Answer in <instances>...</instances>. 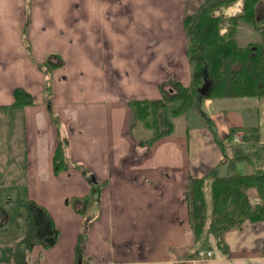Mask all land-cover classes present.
Returning a JSON list of instances; mask_svg holds the SVG:
<instances>
[{
    "label": "crops",
    "instance_id": "obj_1",
    "mask_svg": "<svg viewBox=\"0 0 264 264\" xmlns=\"http://www.w3.org/2000/svg\"><path fill=\"white\" fill-rule=\"evenodd\" d=\"M202 1L0 0V177L18 178L0 181V204L10 215L0 225V264H264V221L246 220L221 242L206 232L195 243L182 198L190 177L210 185L217 174H264V96L203 100L208 121L186 123L184 113L175 118L184 116L179 128L174 121L171 134L149 144L153 135L129 104L161 97L167 79L190 82L183 16ZM242 1L216 13L240 12ZM52 52L62 65L47 79L42 65ZM15 88L32 103L15 105ZM251 127L256 142H231ZM61 139L72 166L55 172ZM99 184L83 250L88 261L75 263L83 217L69 200ZM248 194L259 202L254 188ZM20 198L52 216L59 231L53 246L28 249ZM197 250L213 255L201 260Z\"/></svg>",
    "mask_w": 264,
    "mask_h": 264
},
{
    "label": "trees",
    "instance_id": "obj_2",
    "mask_svg": "<svg viewBox=\"0 0 264 264\" xmlns=\"http://www.w3.org/2000/svg\"><path fill=\"white\" fill-rule=\"evenodd\" d=\"M238 0H203L192 13L183 17V29L187 36V54L190 66V82L187 85L174 79H167L160 85L161 97L153 99H131L135 118L154 128L152 137L169 135L174 131L173 119L189 110L201 111L203 100L213 98H259L264 96V40L263 19L264 0H243L241 11L231 16L218 12ZM241 23L248 24L259 32L258 40L240 45L236 35ZM225 29L222 32V29ZM60 54L52 52L45 58L43 71L49 79L50 69L62 65ZM207 88V89H206ZM15 105L32 103L31 95L22 88L14 89ZM177 104L176 107H171ZM236 128L232 129L234 133ZM244 141L256 142L257 128H246ZM231 133V135H232ZM66 140L61 139L52 158L55 172L72 166L66 158ZM235 158L228 162L235 163ZM78 167V166H77ZM80 169L82 167L79 166ZM83 173L90 180L85 170ZM204 178L190 177L183 197L189 208V228L195 243L204 233L209 232L218 242L224 232L240 227L246 220L264 221V174L229 172L214 175L210 184V203L205 198ZM97 185V184H96ZM99 186L92 187L89 196L69 200L83 217L82 230L78 236L74 252L75 263H86L83 256L87 226L93 217L90 207L97 201ZM254 188L259 202L252 204L248 190ZM20 217L24 223V240L28 249L36 245L43 248L53 246L59 237L52 216L34 200L20 198ZM10 220L7 210L0 204V225ZM200 251L197 250L198 254Z\"/></svg>",
    "mask_w": 264,
    "mask_h": 264
},
{
    "label": "rangeland",
    "instance_id": "obj_3",
    "mask_svg": "<svg viewBox=\"0 0 264 264\" xmlns=\"http://www.w3.org/2000/svg\"><path fill=\"white\" fill-rule=\"evenodd\" d=\"M219 13H221L222 15H223V13L222 12H219ZM238 13V12H237ZM235 14V13H234ZM231 15H233V14H231ZM230 15V16H231ZM225 16V15H224ZM227 17V16H226ZM225 31V29L223 28L222 29V32H224ZM258 36H259V32H257L255 29H253V27L252 26H250V25H248V24H245V23H241L240 24V26H239V30H238V33H237V35H236V39H237V41L239 42V44L240 45H244L245 43H247L248 41H253V40H258L259 38H258ZM222 100V102H228V98H226V99H221ZM177 106V104H172L171 105V107H176ZM188 114V119L186 120V123H192L191 121H189V120H192V121H194L195 119H197L196 120V122L197 121H201V120H205V121H208V119H207V117L206 116H204L203 115V113H200V111H195V110H189L188 112H185V114ZM181 118H184V116H182ZM181 118H178V119H173V122L175 121L176 122V125L175 126H177V128H179L180 126V124H182L181 122H180V120H182ZM141 122V124H142V126L144 127V130H145V132L148 134V136H152V135H154V133H155V129L154 128H147V127H145V124L142 122V121H140ZM10 140H9V138L8 137H4V142H9ZM19 147H20V141H19ZM16 164H17V168L18 169H21L20 167H18V165H21L22 164V161H21V158L20 159H16ZM18 178L16 177V176H14V175H11V174H6V173H4L3 175H2V177H0V181L2 180H4V181H6V183H11V182H15L16 180H17ZM209 183H206V184H203V186H204V191H205V198H207V200H208V198H209V196H210V185H208ZM5 193L6 192H2V194L5 196ZM8 195H10V194H8ZM6 196H7V193H6ZM8 197V196H7ZM7 199V198H6ZM4 202H6V200L4 201ZM10 209L11 210H14L15 209V207H14V205L12 206L11 205V207H10ZM40 260V258L38 259V258H35V259H32V263H37L38 261Z\"/></svg>",
    "mask_w": 264,
    "mask_h": 264
},
{
    "label": "built area",
    "instance_id": "obj_4",
    "mask_svg": "<svg viewBox=\"0 0 264 264\" xmlns=\"http://www.w3.org/2000/svg\"><path fill=\"white\" fill-rule=\"evenodd\" d=\"M242 141H243V136L240 133H235V135H232L231 137V142L234 144L240 143ZM212 255H213V252L211 250H204L198 253L197 258L201 260H206L212 257Z\"/></svg>",
    "mask_w": 264,
    "mask_h": 264
},
{
    "label": "water",
    "instance_id": "obj_5",
    "mask_svg": "<svg viewBox=\"0 0 264 264\" xmlns=\"http://www.w3.org/2000/svg\"><path fill=\"white\" fill-rule=\"evenodd\" d=\"M207 89V88H206Z\"/></svg>",
    "mask_w": 264,
    "mask_h": 264
}]
</instances>
